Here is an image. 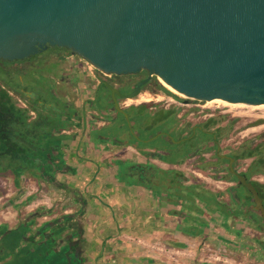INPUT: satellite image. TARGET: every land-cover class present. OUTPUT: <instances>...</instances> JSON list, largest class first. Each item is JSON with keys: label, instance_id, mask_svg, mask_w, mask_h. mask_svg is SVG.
Here are the masks:
<instances>
[{"label": "crops", "instance_id": "crops-1", "mask_svg": "<svg viewBox=\"0 0 264 264\" xmlns=\"http://www.w3.org/2000/svg\"><path fill=\"white\" fill-rule=\"evenodd\" d=\"M70 105L46 119L52 131L19 127L9 136L24 157L0 152V264H264V231L248 221L251 201L211 163L214 142L183 157L200 140L173 150L149 145L135 128L145 141L127 142V123L98 111L91 94ZM128 118L143 135L166 123ZM174 172L182 179L170 183ZM226 248L223 260L206 258Z\"/></svg>", "mask_w": 264, "mask_h": 264}, {"label": "water", "instance_id": "water-1", "mask_svg": "<svg viewBox=\"0 0 264 264\" xmlns=\"http://www.w3.org/2000/svg\"><path fill=\"white\" fill-rule=\"evenodd\" d=\"M48 46L104 75L145 71L126 94L104 84L127 119L117 97L135 99L152 77L187 99L264 106V0H0V59H24ZM102 99L99 110L108 106ZM215 144L264 226L258 191Z\"/></svg>", "mask_w": 264, "mask_h": 264}, {"label": "flooded vegetation", "instance_id": "flooded-vegetation-1", "mask_svg": "<svg viewBox=\"0 0 264 264\" xmlns=\"http://www.w3.org/2000/svg\"><path fill=\"white\" fill-rule=\"evenodd\" d=\"M44 65L48 66L47 69L49 70L52 68V71L49 72V70H46L47 72H44L42 70V67ZM87 70L88 69L86 66V62L82 58L76 55H72L70 51L60 47L48 46L45 50H42L37 54L31 55L24 59L12 61L0 59V138L3 137L7 139V137L12 136L14 132H17L19 127L25 128L27 131L34 132H39L40 130L43 131L44 127H49L50 129L51 125H46L48 123L46 119L49 120V118L57 115L61 116L60 113H63L70 109V102L73 96H77L78 98L84 96L86 99L89 94H91L93 97V101H95V106L100 103V97L102 96V102L107 103L108 106L106 108L109 110L110 114H112L110 118L121 121V118L119 116L120 113L115 112V109L112 105L110 91L104 86V84L111 85L112 87L118 89L121 94H126L134 89L136 83L146 78V72L140 71L135 74L126 75H104L94 68H92L91 72ZM92 76H94V78H92ZM50 78L51 80H53L52 83L54 85H48V89L45 88L40 90L33 86L35 81L42 79H44V81L46 82L48 81L49 84ZM95 78L98 80L97 84L94 80H92ZM154 78L155 77H152L141 87V92L144 91L149 96H157V94L155 93L157 85L156 83H154ZM77 84H85L84 86L86 87L84 89H80L78 87L77 89V87L75 88ZM93 85H95L93 87L94 89L91 88V86ZM91 90L92 93H89L91 92ZM44 100L49 101V106H46L48 103H46ZM117 100L119 102V106L124 109V111L128 113V115H130L133 108L121 105L124 102V100H122L121 98L117 97ZM3 103L6 106L13 104L21 113H24L23 115L26 116V124L22 126L18 121H9L4 111H2L1 105ZM143 105L144 104H142L141 106ZM82 109L83 105L81 107V110ZM97 110L99 111L98 108ZM164 120L167 121V117L164 118ZM205 120H202L201 122H198L196 124H192L189 130L190 133L186 135H184L186 129L183 132L179 126L175 128L171 127L172 130L169 131V134H171L172 136H169V134L166 132L162 134L168 138L167 140L173 139L172 141L175 145L172 147L173 150H175L174 147H177L179 145L187 146V144L192 142L195 137L196 139L198 138L197 140H200V143H198V147L192 151V153L195 155L197 154L199 149H201L202 145L206 144L203 143L204 138L203 140H201L202 138L200 134L201 127L203 126ZM114 121L116 120H112L111 123H113ZM129 121L130 120H127V136H131V138L136 140L137 143L139 141H143L142 139H140L138 134L134 132L135 128L133 126V128L131 127V122ZM18 124H20L21 126ZM38 124L40 126H38ZM52 130L53 129L51 128L50 131ZM206 132L209 133L208 131ZM126 141L128 142L129 139ZM123 142L127 143L124 140ZM213 145H216L215 142ZM207 146L209 147V145ZM214 154L217 155L216 147ZM224 155L232 157L231 154ZM189 157L190 155L187 158ZM232 158L234 159L233 166L235 170L240 173H244L245 171L238 170V163L240 161L248 159V157L241 159H235L234 157ZM251 158L252 157H249V159ZM223 159L224 158L218 157L217 155L216 157L212 158L213 161H211V163L219 165L221 171L224 174H228L227 166L224 167L223 164L220 163V160ZM224 160L226 161V163H228L226 159ZM205 164L208 165V162H205ZM3 175L4 172L1 171L0 177H3ZM177 179L179 180V178L171 177L170 180L176 181ZM248 180H250L251 183L252 181H255L251 178H248ZM232 181L234 182L235 187L239 189L240 186H238L236 180L232 179ZM251 206L252 202L249 208L244 209V211L246 212V216L248 218L250 217V219L248 220L249 223L251 224L255 222V225L264 231V226L260 218V214L258 212H254L251 209ZM261 259L264 260V258Z\"/></svg>", "mask_w": 264, "mask_h": 264}, {"label": "rangeland", "instance_id": "rangeland-1", "mask_svg": "<svg viewBox=\"0 0 264 264\" xmlns=\"http://www.w3.org/2000/svg\"><path fill=\"white\" fill-rule=\"evenodd\" d=\"M90 67L93 68L92 66ZM47 68L48 66L44 65L42 67V70L44 72H47L46 70H49ZM51 69L49 70V72L52 71ZM52 82L53 80H51V78H50L49 84H48V81L46 82L44 81V79L37 80L34 82L33 86H35V88L40 89V90L45 89V88L48 89V85L50 86L54 85ZM155 82H158L161 86V88H158V87L156 88L155 93L157 94V96L155 97V95L153 96L151 95L150 98H152V101H150L149 103L140 102L139 106H141L142 104H147V105L132 109V114L134 116H139L141 118L148 117L154 121H159L160 119L166 118V117L168 119L166 123L165 122L163 124L155 123L156 126L152 125L150 127L152 129L149 130L147 135H143V133L141 132L139 123H136L135 125H133V127L136 128L135 130L138 131V134L140 137H147V138L151 137V139L153 138L149 142V145H156V146L164 145L166 148H171L175 146L172 141L173 139L167 140L168 138L162 134L164 133L163 131H161L162 127L175 128L179 126L183 132L186 129V133L189 134L190 131L188 132V130H190L192 124H196L210 117L220 119V126H223L226 128L221 133L220 139L218 141V146L220 148V154H231L234 151H237L236 149L237 147L241 145L246 146L249 140L250 141L253 140L252 143H259L260 141L264 140V137H260V135L264 133V108L263 107H255V106L252 107V106H247V105L232 106V105H222L221 103H215V104L213 103L212 105L211 104L206 105V107L210 108L208 109L207 113L211 115H207L206 117H204V114L198 113L197 108L194 109L195 107H190V108L185 107V106L182 107L180 104H182L184 98H181L178 95L172 93L170 90L164 87L160 83V81L156 78H154V83ZM141 94L143 96L144 95L149 96L144 91H142ZM132 100L134 99L127 100L126 104L138 103ZM119 116L121 118V122L127 123V120H129L122 114H120ZM129 122H132V121H129ZM169 136H172V135L169 134ZM201 138L202 139L204 138L203 143H207V141L215 142L214 139L208 140L207 139L208 136H205V135H201ZM128 139L131 141L134 140L130 136H128ZM195 139L196 137L194 138V141ZM182 144H185V143H182ZM233 148L236 150H233ZM209 151L210 152H207V151L205 152H207V155H211V159L217 156L214 154L215 146H211ZM183 157H185V155ZM183 159L184 158H182V160ZM252 159L253 157L251 159L248 158L243 161H240L238 163V170L246 171L247 165L250 163V160ZM173 160H175V155H173ZM220 163L223 164L224 167L227 166V163L225 160H220ZM216 176H219V175L216 174ZM220 176L227 178L228 174H223ZM251 179L255 181L259 179L261 182H264V176H259L258 174L252 176ZM239 192L241 195L245 196V199H247V203L251 201L250 195L243 187H239ZM205 252L207 254L206 258L210 259L209 261L218 262L219 260H223V257L227 255L228 249L226 248L221 251H218V250L214 251L212 249H209ZM174 256H177V255H175L174 253Z\"/></svg>", "mask_w": 264, "mask_h": 264}, {"label": "trees", "instance_id": "trees-1", "mask_svg": "<svg viewBox=\"0 0 264 264\" xmlns=\"http://www.w3.org/2000/svg\"><path fill=\"white\" fill-rule=\"evenodd\" d=\"M158 88H161L160 84L158 82H155ZM147 104H144L145 106ZM2 111H4L5 115L8 117L9 121H18L20 124L25 125L26 124V116L23 115L24 113H21L15 105H5L4 103L1 105ZM226 128L223 126H220V119L210 117L207 118L203 126L201 127V135L208 136V140L214 139V141H219L221 133ZM208 131L209 133H207ZM260 137H264V133L260 135ZM253 140H249L248 144L246 146H239L237 148V151H234L231 153L232 157L235 159H241L246 157H253L251 162L249 163L248 167L246 168V171L244 174L247 176V178H251L252 176L256 174H262L264 175V140L260 141L259 143H252ZM216 147V145H214ZM209 148H206L208 150ZM0 152H6L7 154H10L13 159H20V157H24L25 149L19 146V144L16 142L10 141V138H0ZM31 154V153H30ZM191 150L186 153L185 157H188L189 155H192ZM224 160V159H223ZM165 162L168 161L167 158L164 160ZM170 162V161H168ZM13 171V170H12ZM228 175L235 179L234 176L228 172ZM174 177L179 178V181L182 179V175L179 172H174ZM173 180H170V183ZM178 181V180H177ZM174 182V181H173ZM252 184L256 187V190L259 193V196L262 198L263 204H264V184H260L257 181H252Z\"/></svg>", "mask_w": 264, "mask_h": 264}, {"label": "bare ground", "instance_id": "bare-ground-1", "mask_svg": "<svg viewBox=\"0 0 264 264\" xmlns=\"http://www.w3.org/2000/svg\"><path fill=\"white\" fill-rule=\"evenodd\" d=\"M160 83L166 87L168 90H170L172 93L178 95L179 97L181 98H184V99H187V97H185L184 95L178 93L176 90H174L173 88H171L169 85H167L166 83H164L161 79H159ZM156 97V96H155ZM154 100V99H153ZM156 100V99H155ZM133 101H136V102H150L152 101V98H150V96H143L142 94H139ZM207 105L209 104H215V103H221L222 105H232V106H242L241 104H231V103H227V102H224V101H221V100H212V101H207L205 102ZM253 107V106H252ZM255 107H263L264 106H255Z\"/></svg>", "mask_w": 264, "mask_h": 264}, {"label": "built area", "instance_id": "built-area-1", "mask_svg": "<svg viewBox=\"0 0 264 264\" xmlns=\"http://www.w3.org/2000/svg\"><path fill=\"white\" fill-rule=\"evenodd\" d=\"M182 107L185 106V107H195L194 109H198V113L199 114H204V116H207V115H211V114H208L207 111L208 107H206V103L205 102H201V101H197V100H193V99H184L182 104H180Z\"/></svg>", "mask_w": 264, "mask_h": 264}, {"label": "clouds", "instance_id": "clouds-1", "mask_svg": "<svg viewBox=\"0 0 264 264\" xmlns=\"http://www.w3.org/2000/svg\"><path fill=\"white\" fill-rule=\"evenodd\" d=\"M144 103H149V102H144Z\"/></svg>", "mask_w": 264, "mask_h": 264}]
</instances>
